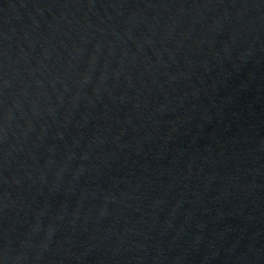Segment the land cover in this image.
<instances>
[{
    "label": "water",
    "instance_id": "obj_1",
    "mask_svg": "<svg viewBox=\"0 0 264 264\" xmlns=\"http://www.w3.org/2000/svg\"><path fill=\"white\" fill-rule=\"evenodd\" d=\"M0 264H264V0H0Z\"/></svg>",
    "mask_w": 264,
    "mask_h": 264
}]
</instances>
